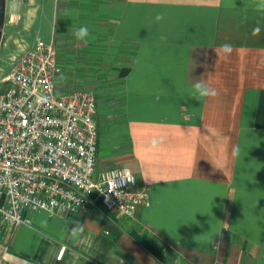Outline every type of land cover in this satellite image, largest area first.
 Returning a JSON list of instances; mask_svg holds the SVG:
<instances>
[{"label":"crops","instance_id":"obj_1","mask_svg":"<svg viewBox=\"0 0 264 264\" xmlns=\"http://www.w3.org/2000/svg\"><path fill=\"white\" fill-rule=\"evenodd\" d=\"M44 7L56 84L96 79L94 175L127 167L149 203L26 210L0 264H264V0H3L0 47L44 38Z\"/></svg>","mask_w":264,"mask_h":264},{"label":"built area","instance_id":"obj_2","mask_svg":"<svg viewBox=\"0 0 264 264\" xmlns=\"http://www.w3.org/2000/svg\"><path fill=\"white\" fill-rule=\"evenodd\" d=\"M12 56L11 68L0 76L1 224L11 232L26 221V210H82L94 194L105 208L127 216L147 205L148 191L136 186L127 167L94 175L95 95L57 91L53 42L36 38Z\"/></svg>","mask_w":264,"mask_h":264},{"label":"rangeland","instance_id":"obj_3","mask_svg":"<svg viewBox=\"0 0 264 264\" xmlns=\"http://www.w3.org/2000/svg\"><path fill=\"white\" fill-rule=\"evenodd\" d=\"M43 3H46V0H42ZM1 21H0V33H1V29H2V23L4 21L5 15H4V10L3 8L1 9ZM43 13L41 16L40 14ZM47 16V9L44 7V9L40 10L38 12V19L36 21L35 26H39L40 30L38 35H42V39L48 41L47 39H45V36L43 34L44 29H45V17ZM42 25V26H41ZM37 29V28H36ZM36 30H33V34L31 35V37H29V41L30 42H34L36 40ZM50 41V40H49ZM77 43V42H75ZM55 46V45H54ZM56 48V47H55ZM13 45L12 42H10L8 44V46H4V47H0V76L7 73L9 71V69L11 68V65L13 63V59L14 57L12 56L13 54H15L13 51ZM75 49V48H74ZM7 52V53H6ZM78 65H75V63H72V68L73 67H77ZM71 69V66H70ZM95 68H93L94 70ZM72 75L71 78H69L70 80H68L67 82H64V77L60 78V80L58 81V83L56 84L57 86V91L59 92H67L70 90H74L76 88L78 89H88V90H94V81L96 79L91 78L90 74L89 75ZM95 76V75H94Z\"/></svg>","mask_w":264,"mask_h":264},{"label":"clouds","instance_id":"obj_4","mask_svg":"<svg viewBox=\"0 0 264 264\" xmlns=\"http://www.w3.org/2000/svg\"><path fill=\"white\" fill-rule=\"evenodd\" d=\"M85 35H87V30L86 29H80L78 32H77V36L80 37V38H83Z\"/></svg>","mask_w":264,"mask_h":264},{"label":"flooded vegetation","instance_id":"obj_5","mask_svg":"<svg viewBox=\"0 0 264 264\" xmlns=\"http://www.w3.org/2000/svg\"><path fill=\"white\" fill-rule=\"evenodd\" d=\"M0 8L2 9V6H1V5H0ZM1 9H0V13H1V11H2ZM0 21H1V15H0Z\"/></svg>","mask_w":264,"mask_h":264},{"label":"trees","instance_id":"obj_6","mask_svg":"<svg viewBox=\"0 0 264 264\" xmlns=\"http://www.w3.org/2000/svg\"><path fill=\"white\" fill-rule=\"evenodd\" d=\"M3 0H0V5L2 6ZM1 9V8H0Z\"/></svg>","mask_w":264,"mask_h":264}]
</instances>
